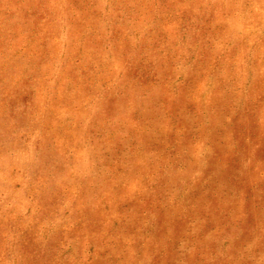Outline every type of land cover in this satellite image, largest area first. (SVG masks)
Listing matches in <instances>:
<instances>
[{"label": "rangeland", "instance_id": "374dc122", "mask_svg": "<svg viewBox=\"0 0 264 264\" xmlns=\"http://www.w3.org/2000/svg\"><path fill=\"white\" fill-rule=\"evenodd\" d=\"M0 264H264V0H0Z\"/></svg>", "mask_w": 264, "mask_h": 264}]
</instances>
